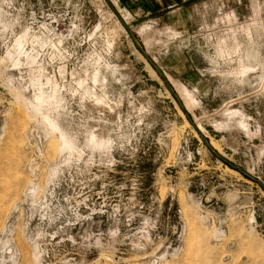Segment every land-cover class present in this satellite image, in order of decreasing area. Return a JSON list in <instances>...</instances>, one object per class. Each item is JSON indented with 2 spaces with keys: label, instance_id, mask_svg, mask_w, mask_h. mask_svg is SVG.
I'll list each match as a JSON object with an SVG mask.
<instances>
[{
  "label": "rangeland",
  "instance_id": "374dc122",
  "mask_svg": "<svg viewBox=\"0 0 264 264\" xmlns=\"http://www.w3.org/2000/svg\"><path fill=\"white\" fill-rule=\"evenodd\" d=\"M129 1L0 0V264H264V189L137 46L264 183V0Z\"/></svg>",
  "mask_w": 264,
  "mask_h": 264
},
{
  "label": "water",
  "instance_id": "95a60500",
  "mask_svg": "<svg viewBox=\"0 0 264 264\" xmlns=\"http://www.w3.org/2000/svg\"><path fill=\"white\" fill-rule=\"evenodd\" d=\"M108 3L111 5L112 9L117 13L118 17L121 19V21L124 23V25L127 27V29H129V27L126 25L125 21L123 20L121 14L119 13V11L117 10V8L113 5V3L110 0H107ZM131 36L133 37L132 33ZM139 50L141 51V53L155 66V68L157 69V71L160 73V75L162 76V78L164 79L169 91L172 93V95L174 96L175 101L178 103V105L181 107V109L183 110V112L185 113L186 117L188 118V120L190 121V123L193 125V127L196 129L198 135L200 136L201 140L203 141V143L212 151V153L217 156L218 158H220L221 160H223L224 162H226L227 164H229L230 166H232L233 168L241 171L242 173H244L245 175L250 176L251 178L257 180V182L261 185V187L264 189V183L259 180L255 175H253L251 172H249L247 169L243 168L242 166H240L239 164L235 163L234 161L228 159L227 157H225L223 154H221L220 152H218L217 150H215L213 148V146L211 145V143L209 142V140L207 139V137L205 136V134L199 129V127L197 126V124L195 123V121L193 120L191 114L189 113V111L185 108V106L183 105L181 99L179 98V96L177 95V93L175 92L173 86L171 85L169 79L167 78L166 74L164 73L163 69L161 68V66L159 64H157V62L153 59V57L144 49L142 48L139 44H137Z\"/></svg>",
  "mask_w": 264,
  "mask_h": 264
},
{
  "label": "crops",
  "instance_id": "0c3cea01",
  "mask_svg": "<svg viewBox=\"0 0 264 264\" xmlns=\"http://www.w3.org/2000/svg\"><path fill=\"white\" fill-rule=\"evenodd\" d=\"M125 2H128V0H124ZM132 3L133 2H139V1H142V2H144L145 3V1H149L152 5H153V8H156V6H158V7H160V5H162L163 4V2H166V3H170L171 2V0H130ZM129 1V2H130ZM187 71V70H186ZM165 73V72H164ZM166 74V73H165ZM191 75V73H189V76ZM166 76H167V74H166Z\"/></svg>",
  "mask_w": 264,
  "mask_h": 264
},
{
  "label": "bare ground",
  "instance_id": "6f19581e",
  "mask_svg": "<svg viewBox=\"0 0 264 264\" xmlns=\"http://www.w3.org/2000/svg\"><path fill=\"white\" fill-rule=\"evenodd\" d=\"M111 1V0H110ZM146 50V49H145ZM147 51V50H146ZM174 90H175V92L177 93V95L179 96V98L181 99V101H182V103H183V105L185 106V108L188 110V108H187V101L185 100V99H183V97L181 96V93H180V91L177 89V88H175L174 87Z\"/></svg>",
  "mask_w": 264,
  "mask_h": 264
},
{
  "label": "snow or ice",
  "instance_id": "6c2138e0",
  "mask_svg": "<svg viewBox=\"0 0 264 264\" xmlns=\"http://www.w3.org/2000/svg\"><path fill=\"white\" fill-rule=\"evenodd\" d=\"M47 3L52 6V7H55L56 4H57V0H47Z\"/></svg>",
  "mask_w": 264,
  "mask_h": 264
}]
</instances>
